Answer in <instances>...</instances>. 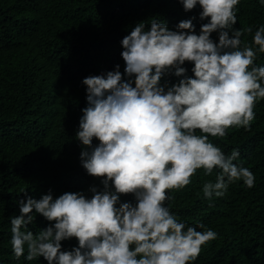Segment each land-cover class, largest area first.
Instances as JSON below:
<instances>
[{
    "label": "clouds",
    "instance_id": "1",
    "mask_svg": "<svg viewBox=\"0 0 264 264\" xmlns=\"http://www.w3.org/2000/svg\"><path fill=\"white\" fill-rule=\"evenodd\" d=\"M185 12L197 5L207 20L196 34L192 19L175 31L153 19L139 22L121 41L124 71L88 76L87 106L82 109L76 139L86 173L101 179L103 190L51 192L39 200L25 193L11 217V250L16 259L43 258L46 264H192L202 246L217 238L213 230L197 231L172 214L168 193L191 183L197 170L208 180L206 199L223 197L234 182L251 189L255 176L234 163L237 149L226 155L210 142L229 128L248 131L257 102L264 100V25L251 42L236 29L239 0H178ZM264 6V0H260ZM218 34V41L211 35ZM186 62L193 65L187 75ZM167 76L178 82L161 83ZM197 132L199 134H197ZM93 140L97 144L93 145ZM131 195L133 202H121ZM48 222L33 232L35 216ZM75 239L71 250L62 241ZM26 253V255H25Z\"/></svg>",
    "mask_w": 264,
    "mask_h": 264
},
{
    "label": "trees",
    "instance_id": "2",
    "mask_svg": "<svg viewBox=\"0 0 264 264\" xmlns=\"http://www.w3.org/2000/svg\"><path fill=\"white\" fill-rule=\"evenodd\" d=\"M237 23L253 27L242 36L251 42L264 25L260 0H239ZM197 5L185 12L178 0H0V264H46L43 258L27 261L12 253L10 219L19 215L17 201L25 193L39 200L51 192L103 190L101 179L82 168V145L76 139L82 109L87 106L82 80L113 71H124L121 41L139 22L153 19L175 31L179 22L192 19L196 34L201 21ZM218 41V34L211 35ZM255 64L264 67V54ZM192 75L193 65H182ZM167 76L161 83L178 82ZM250 129L229 128L223 138L210 142L226 155L237 149L235 164L255 176L251 189L234 182L223 197L206 199L202 187L212 176L197 170L191 183L168 193L165 206L186 226L213 230L217 238L202 246L192 264H264V100L256 103ZM197 134H199L197 132ZM97 141L93 140L95 146ZM121 202L134 198L122 196ZM48 222L36 215L30 230H43ZM75 239L62 241L71 250ZM26 255V253H25Z\"/></svg>",
    "mask_w": 264,
    "mask_h": 264
}]
</instances>
